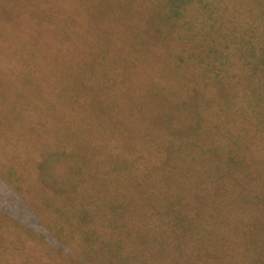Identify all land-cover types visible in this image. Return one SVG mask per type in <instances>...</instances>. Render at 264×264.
I'll list each match as a JSON object with an SVG mask.
<instances>
[{
	"label": "trees",
	"instance_id": "trees-1",
	"mask_svg": "<svg viewBox=\"0 0 264 264\" xmlns=\"http://www.w3.org/2000/svg\"><path fill=\"white\" fill-rule=\"evenodd\" d=\"M0 60V220L112 192L128 264L154 204L159 264H264V0H0Z\"/></svg>",
	"mask_w": 264,
	"mask_h": 264
},
{
	"label": "rangeland",
	"instance_id": "rangeland-1",
	"mask_svg": "<svg viewBox=\"0 0 264 264\" xmlns=\"http://www.w3.org/2000/svg\"><path fill=\"white\" fill-rule=\"evenodd\" d=\"M15 59L12 57L9 61L14 62ZM0 61L6 62L7 60ZM18 62H22L20 56H18ZM19 66L21 65H16V67ZM9 152L8 148L0 149V157L4 158H1L0 162L4 163L6 170L13 166H10L11 158L16 156V153L17 156L21 155V151L18 149H12L14 156H11ZM101 172H104L101 174V178H104L102 180L107 182L110 172L104 169H101ZM127 172L128 169L122 170L123 174ZM1 176L4 177V175ZM85 178L87 177L83 179ZM106 179L107 181H105ZM95 185L91 180L88 181V186L93 187ZM110 194L88 193L80 195L76 201L72 197L62 196L71 195L66 193L55 197L33 195L31 208L36 209L37 207L39 211H43L45 218L43 226L47 230L46 234H52L57 244L50 245L43 233L36 232L31 228L24 230L28 235L22 233V229L19 228L18 217L13 220L4 217L0 220V264H128L124 257L114 249L117 244L112 235L116 230L118 237L127 240L130 234L127 233L128 229L120 221H123V224L132 223V221L122 209L124 203L119 201L112 206V202L108 201L110 198L116 201V198L122 195L113 194L110 196ZM143 202L145 203V201ZM139 207H142L140 203L134 204L133 208L130 205L129 209ZM137 211H139V217L144 216L143 226L145 231H149L148 242L150 243V251L145 252L148 258L143 262L139 261L138 264H159V256L157 255L158 207L154 204V206ZM85 218L88 220L87 222H83ZM127 226L129 227V225ZM104 233L108 235L109 240L104 241ZM40 251H44L47 256L41 255ZM127 252L126 248L123 255ZM151 255L152 259L150 258Z\"/></svg>",
	"mask_w": 264,
	"mask_h": 264
}]
</instances>
